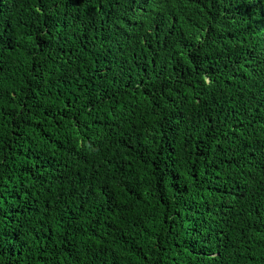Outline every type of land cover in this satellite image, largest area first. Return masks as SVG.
<instances>
[{
  "label": "trees",
  "instance_id": "1",
  "mask_svg": "<svg viewBox=\"0 0 264 264\" xmlns=\"http://www.w3.org/2000/svg\"><path fill=\"white\" fill-rule=\"evenodd\" d=\"M0 264H264V0H0Z\"/></svg>",
  "mask_w": 264,
  "mask_h": 264
}]
</instances>
